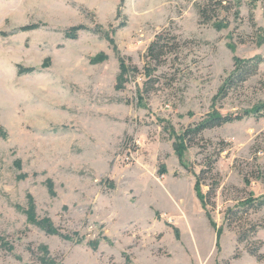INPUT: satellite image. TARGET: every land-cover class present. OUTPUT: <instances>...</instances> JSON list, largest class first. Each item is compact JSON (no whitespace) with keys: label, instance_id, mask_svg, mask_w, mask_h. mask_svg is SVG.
I'll list each match as a JSON object with an SVG mask.
<instances>
[{"label":"rangeland","instance_id":"1","mask_svg":"<svg viewBox=\"0 0 264 264\" xmlns=\"http://www.w3.org/2000/svg\"><path fill=\"white\" fill-rule=\"evenodd\" d=\"M263 195L264 0H0V264H264Z\"/></svg>","mask_w":264,"mask_h":264},{"label":"trees","instance_id":"2","mask_svg":"<svg viewBox=\"0 0 264 264\" xmlns=\"http://www.w3.org/2000/svg\"><path fill=\"white\" fill-rule=\"evenodd\" d=\"M208 2V0H206ZM197 14H198V19L200 24H209L212 23V18L208 15V7L205 4H197ZM213 26L216 29H221L224 27L222 23L215 22ZM38 28L36 25L32 26H27L25 28H22V30L27 31V30H33ZM86 30L85 27H74L72 29H69L66 32V36L71 39H75L78 35V32ZM95 31H100L99 28H96ZM165 43V42H164ZM162 42V35L158 34L155 36L154 40L150 43L147 52H146V59L148 60L149 63H157L160 62L162 59L163 55L165 52L168 50V47L166 44ZM261 63L260 60H247V61H242L239 59H235L234 61V70L232 74L227 78V80L224 82L222 87L220 88L221 94L225 92L226 88L231 87L235 85L239 81H244L245 78L253 74L259 64ZM34 69H29L27 72H32ZM121 72L124 74L126 72L125 67L121 64ZM125 82V81H124ZM123 83L122 77H119L116 83V89L121 88V84ZM232 122V119L229 117H221V116H212L210 119L206 120L205 122L201 123L195 130H188L187 132L183 133L180 136H176V142L173 145V148L175 150L176 155L178 156L179 159H182L185 147H184V139L187 135L190 133H200L204 129L212 128V127H218L222 126L226 123ZM199 180L197 179L195 183V192L197 195V198L199 199L201 205L203 207H206L205 203V196L202 194V192L199 190ZM29 207L25 211V214L27 216L28 222L35 224L36 226L44 229L47 233H55L54 228L52 227V224L50 220L48 219H37L34 213V205L32 199L29 197ZM242 207L246 206H251L254 209H261L264 208V195L256 200H247L241 205ZM207 219L210 221V224L215 227V224L212 222L210 219L209 214H206ZM217 236H220V231H218Z\"/></svg>","mask_w":264,"mask_h":264}]
</instances>
